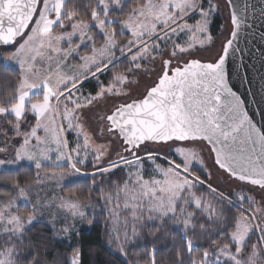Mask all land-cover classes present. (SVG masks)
<instances>
[{
    "label": "snow or ice",
    "instance_id": "6c2138e0",
    "mask_svg": "<svg viewBox=\"0 0 264 264\" xmlns=\"http://www.w3.org/2000/svg\"><path fill=\"white\" fill-rule=\"evenodd\" d=\"M0 264H264V0H0Z\"/></svg>",
    "mask_w": 264,
    "mask_h": 264
},
{
    "label": "trees",
    "instance_id": "16d2710c",
    "mask_svg": "<svg viewBox=\"0 0 264 264\" xmlns=\"http://www.w3.org/2000/svg\"><path fill=\"white\" fill-rule=\"evenodd\" d=\"M8 75L14 76L15 74L9 73ZM26 171H27V169H24V168L20 169L21 175L23 176L26 173ZM37 227H39V226H37ZM101 231H102V229L100 228L99 225H97L96 227L91 228V229L87 225H84L81 228V237L80 238L83 239L85 242L95 241V240H97V237L101 233ZM77 239H78L77 237H74L72 242H65L62 245H57V247L59 248L61 253L70 252V248L68 246L69 243L75 244ZM171 245H172V242L170 240L162 238L159 241L158 246L161 249V256L162 257H166L167 255H169L168 250L171 247Z\"/></svg>",
    "mask_w": 264,
    "mask_h": 264
},
{
    "label": "rangeland",
    "instance_id": "374dc122",
    "mask_svg": "<svg viewBox=\"0 0 264 264\" xmlns=\"http://www.w3.org/2000/svg\"><path fill=\"white\" fill-rule=\"evenodd\" d=\"M84 225H77V228H79L80 230H81V228L83 227ZM75 236H73V238H74ZM73 238L71 239V241L70 242H72L73 241Z\"/></svg>",
    "mask_w": 264,
    "mask_h": 264
},
{
    "label": "water",
    "instance_id": "95a60500",
    "mask_svg": "<svg viewBox=\"0 0 264 264\" xmlns=\"http://www.w3.org/2000/svg\"><path fill=\"white\" fill-rule=\"evenodd\" d=\"M241 91H243V89H241ZM256 119L259 121V120H260V116L257 115V116H256Z\"/></svg>",
    "mask_w": 264,
    "mask_h": 264
}]
</instances>
